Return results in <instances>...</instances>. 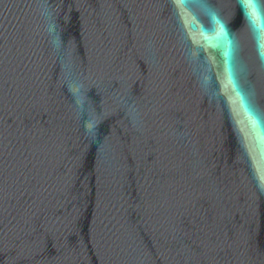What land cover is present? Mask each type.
I'll return each mask as SVG.
<instances>
[{
	"label": "water",
	"instance_id": "obj_1",
	"mask_svg": "<svg viewBox=\"0 0 264 264\" xmlns=\"http://www.w3.org/2000/svg\"><path fill=\"white\" fill-rule=\"evenodd\" d=\"M0 264H264V0H0Z\"/></svg>",
	"mask_w": 264,
	"mask_h": 264
},
{
	"label": "snow or ice",
	"instance_id": "obj_2",
	"mask_svg": "<svg viewBox=\"0 0 264 264\" xmlns=\"http://www.w3.org/2000/svg\"><path fill=\"white\" fill-rule=\"evenodd\" d=\"M249 5H252V0H248Z\"/></svg>",
	"mask_w": 264,
	"mask_h": 264
}]
</instances>
